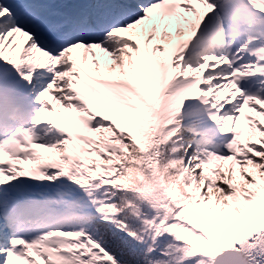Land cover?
<instances>
[{
    "label": "snow or ice",
    "instance_id": "snow-or-ice-1",
    "mask_svg": "<svg viewBox=\"0 0 264 264\" xmlns=\"http://www.w3.org/2000/svg\"><path fill=\"white\" fill-rule=\"evenodd\" d=\"M0 264H264V0H0Z\"/></svg>",
    "mask_w": 264,
    "mask_h": 264
}]
</instances>
